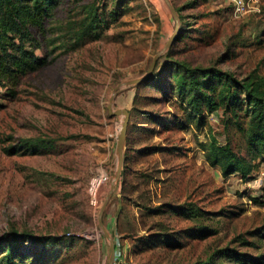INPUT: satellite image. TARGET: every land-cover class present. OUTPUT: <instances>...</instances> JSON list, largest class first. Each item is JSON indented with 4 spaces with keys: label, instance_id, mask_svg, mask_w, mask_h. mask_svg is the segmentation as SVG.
<instances>
[{
    "label": "rangeland",
    "instance_id": "obj_1",
    "mask_svg": "<svg viewBox=\"0 0 264 264\" xmlns=\"http://www.w3.org/2000/svg\"><path fill=\"white\" fill-rule=\"evenodd\" d=\"M92 1L107 5L99 39L48 44L67 36ZM170 1L179 22L166 0H60L48 36L38 37L37 53L51 63L14 89L0 87V238L27 233L25 249L33 237L46 239L41 264H110L113 250V264H241L233 251L264 256V238L250 234L264 226V156L243 179L224 176L205 153L216 142L251 156L244 111L209 113L203 101L190 105L192 96L183 102L176 86L184 69L175 65L264 78V0L242 18L231 0ZM158 55L160 89L125 85ZM214 86L205 90L219 96ZM114 95L113 111L130 112L116 182L124 117L110 114ZM41 139L54 144L24 153L26 141Z\"/></svg>",
    "mask_w": 264,
    "mask_h": 264
},
{
    "label": "trees",
    "instance_id": "obj_2",
    "mask_svg": "<svg viewBox=\"0 0 264 264\" xmlns=\"http://www.w3.org/2000/svg\"><path fill=\"white\" fill-rule=\"evenodd\" d=\"M59 5L60 0H0V87L14 89L20 84L22 77L51 63L48 56H40L37 53L41 47L38 37L48 36L46 22ZM82 5L80 16L68 24L70 33L59 40L47 38L48 44L54 45L63 40V45L69 44L75 48L87 39L101 37V29L107 22L106 13L102 8L107 5L102 6L96 1ZM175 65L178 71L184 69L182 74L179 73V83L176 86V91L180 90L179 94L182 93L183 102H186L188 96H192L189 104H196L199 108L203 101L205 104L202 106L204 105L209 113L222 108L225 115L234 114L238 117L239 110L244 111L248 120L246 137L251 156L239 155L229 143L223 145L216 142L205 145V153L209 164L220 167L224 176L238 173L243 179H247L257 168L256 159L264 156V78L250 76L239 79L223 70L196 69L177 62ZM161 76L155 68L144 83H153L160 89ZM215 83L222 87L219 96L205 90L208 86L216 90ZM198 108L195 107L199 111ZM53 144L52 141L41 139L26 141L22 147L26 153L43 151ZM250 234L264 238V226ZM29 238V234L15 230L5 238H0V264H41V260L48 255L45 252L46 239L33 237L31 247L25 249L24 245ZM41 246L44 250L39 251ZM224 253H228V250ZM232 256L241 264H264V256L253 257L236 251H233Z\"/></svg>",
    "mask_w": 264,
    "mask_h": 264
},
{
    "label": "water",
    "instance_id": "obj_3",
    "mask_svg": "<svg viewBox=\"0 0 264 264\" xmlns=\"http://www.w3.org/2000/svg\"><path fill=\"white\" fill-rule=\"evenodd\" d=\"M166 2L171 7L177 22H179L180 21L179 16H178L174 6L172 5L171 1L170 0H166ZM177 29H179V27ZM177 32L173 34L172 38L170 39V41H169V43H168V45L166 47V50L169 49L172 46V44L174 43V41H175V39L177 37ZM159 57H160V55L155 57V59H154L152 65H151L149 71L143 77H141L139 79H136V80H132L131 82L129 81L125 85L128 86V87H133V86H136L138 84L144 83L150 77V75L153 73ZM114 94L116 95L117 92H115ZM115 95L111 98L110 107L108 108V109H110V114H111L112 117H115V116H123L124 117V122H123V125H122V129L120 131L121 134H120L119 144H118V152H119L118 155L120 157V163H119V171H118V173H117V175L115 177L116 178L115 182H116V180H118L120 178V176L122 174V171H123L124 164H125L126 156L124 154H125L127 137H128V127H129V122H130V112L125 110V109H118V110L113 111L112 108H113V101H114ZM115 182H113V185L111 187V193H112V191L114 189ZM113 259H114V250H113L112 260H111L110 264H113Z\"/></svg>",
    "mask_w": 264,
    "mask_h": 264
},
{
    "label": "built area",
    "instance_id": "obj_4",
    "mask_svg": "<svg viewBox=\"0 0 264 264\" xmlns=\"http://www.w3.org/2000/svg\"><path fill=\"white\" fill-rule=\"evenodd\" d=\"M237 18L260 11L261 0H231Z\"/></svg>",
    "mask_w": 264,
    "mask_h": 264
}]
</instances>
